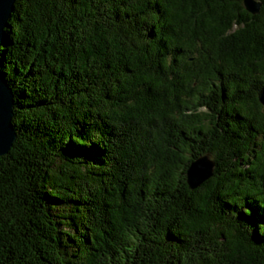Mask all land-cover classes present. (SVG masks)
Instances as JSON below:
<instances>
[{
  "label": "trees",
  "instance_id": "1",
  "mask_svg": "<svg viewBox=\"0 0 264 264\" xmlns=\"http://www.w3.org/2000/svg\"><path fill=\"white\" fill-rule=\"evenodd\" d=\"M254 1H14L0 264H264Z\"/></svg>",
  "mask_w": 264,
  "mask_h": 264
},
{
  "label": "water",
  "instance_id": "2",
  "mask_svg": "<svg viewBox=\"0 0 264 264\" xmlns=\"http://www.w3.org/2000/svg\"><path fill=\"white\" fill-rule=\"evenodd\" d=\"M15 0H0V49L4 43V29L10 18ZM245 8L251 13L258 10L259 3L254 0H243ZM258 101L264 105V90L258 93ZM13 95L0 71V155L5 154L15 140V132L11 124ZM213 162L206 156L193 160L187 170V184L193 189L212 173Z\"/></svg>",
  "mask_w": 264,
  "mask_h": 264
}]
</instances>
